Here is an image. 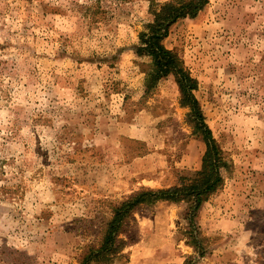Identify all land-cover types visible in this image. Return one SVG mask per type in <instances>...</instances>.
<instances>
[{
  "label": "rangeland",
  "instance_id": "374dc122",
  "mask_svg": "<svg viewBox=\"0 0 264 264\" xmlns=\"http://www.w3.org/2000/svg\"><path fill=\"white\" fill-rule=\"evenodd\" d=\"M164 1L0 0V264H78L109 200L200 170L173 75L147 87L137 52ZM163 44L196 79L223 185L195 211L200 253L186 202L157 200L92 264H264V0H208Z\"/></svg>",
  "mask_w": 264,
  "mask_h": 264
},
{
  "label": "trees",
  "instance_id": "16d2710c",
  "mask_svg": "<svg viewBox=\"0 0 264 264\" xmlns=\"http://www.w3.org/2000/svg\"><path fill=\"white\" fill-rule=\"evenodd\" d=\"M208 0H167L162 3L151 2V20L139 32L140 44L137 52L147 56L149 66L146 70V86L152 87L161 77L172 74L180 92L179 103L188 107L187 122L192 132L201 135L205 149L201 156V168L191 178L181 177L177 183L161 188L141 186L120 199L109 200V217L99 229L97 244L86 245L78 264H92L95 260L111 262L127 244L121 236L133 222V211L139 206L157 200L185 201L187 205L188 233L194 251L200 253V236L194 223V214L202 201L206 200L223 185L221 168L225 167L222 150L204 122L199 103L193 93L196 79L183 67L178 53L163 44L169 26L179 18L194 17ZM202 253V252H201ZM188 257L181 264H191Z\"/></svg>",
  "mask_w": 264,
  "mask_h": 264
}]
</instances>
